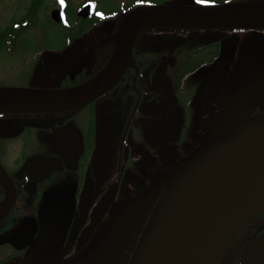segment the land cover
Instances as JSON below:
<instances>
[{
	"label": "flooded vegetation",
	"instance_id": "1",
	"mask_svg": "<svg viewBox=\"0 0 264 264\" xmlns=\"http://www.w3.org/2000/svg\"><path fill=\"white\" fill-rule=\"evenodd\" d=\"M176 2L188 5H167ZM94 14L75 16L65 45L38 47L24 83L0 88L55 92L93 80L127 16ZM261 113L264 28L182 26L141 31L119 78L83 102L0 109V264H131L179 169L222 131ZM263 237L264 210L215 264H264V252L252 253Z\"/></svg>",
	"mask_w": 264,
	"mask_h": 264
},
{
	"label": "water",
	"instance_id": "2",
	"mask_svg": "<svg viewBox=\"0 0 264 264\" xmlns=\"http://www.w3.org/2000/svg\"><path fill=\"white\" fill-rule=\"evenodd\" d=\"M89 9L85 4L77 16L86 17ZM50 18L63 19L58 9L51 10ZM153 26L264 28V1L140 6L122 22L113 57L93 80L55 92L3 87L0 109L65 107L89 99L119 78L132 62L137 35ZM256 133L264 134V113L225 129L188 159L156 207L131 264H215L234 237L264 210V145L250 146ZM258 251L264 252V237L252 253Z\"/></svg>",
	"mask_w": 264,
	"mask_h": 264
},
{
	"label": "rangeland",
	"instance_id": "3",
	"mask_svg": "<svg viewBox=\"0 0 264 264\" xmlns=\"http://www.w3.org/2000/svg\"><path fill=\"white\" fill-rule=\"evenodd\" d=\"M88 0H0V85L23 82L31 74L36 57L32 54L38 47H55L64 44L65 32L73 30L75 11ZM94 5L95 18L107 19L115 12L128 15L127 8L135 5H167L171 0H89ZM226 0H185L189 5L223 4ZM239 1V0H235ZM66 2V5L63 3ZM65 6L68 25L53 22L49 12ZM129 10V9H128ZM106 14H111L107 15ZM126 18V17H125ZM124 18V19H125ZM123 19V20H124ZM123 22V21H122ZM121 22V23H122ZM82 42H80L81 44ZM79 44V43H78ZM83 44V43H82ZM106 48L97 51L103 52ZM30 71V72H29ZM21 72H23L21 74ZM26 74V76H25ZM20 75V76H19ZM250 146L264 145V134L251 135ZM19 227L16 229V231Z\"/></svg>",
	"mask_w": 264,
	"mask_h": 264
}]
</instances>
